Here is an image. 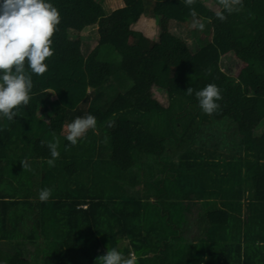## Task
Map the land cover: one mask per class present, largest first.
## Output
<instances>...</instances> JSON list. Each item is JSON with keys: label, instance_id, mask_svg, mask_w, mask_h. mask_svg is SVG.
I'll return each instance as SVG.
<instances>
[{"label": "trees", "instance_id": "obj_1", "mask_svg": "<svg viewBox=\"0 0 264 264\" xmlns=\"http://www.w3.org/2000/svg\"><path fill=\"white\" fill-rule=\"evenodd\" d=\"M46 2L61 17L50 64L37 75L25 60L31 99L0 119V264H99L107 247L137 264H264L251 233L233 247L240 226L225 204L241 203V169L259 168L251 209L264 219V0H243L224 21L218 0H196L202 32L184 0ZM181 39L195 43V65L154 60ZM230 54L237 82L221 69ZM210 83L223 99L208 115L185 91ZM85 114L96 128L70 146L64 125ZM53 134L60 155L50 167ZM225 163L236 193L206 182ZM44 188L53 191L41 202ZM225 230L230 244L215 246Z\"/></svg>", "mask_w": 264, "mask_h": 264}, {"label": "clouds", "instance_id": "obj_2", "mask_svg": "<svg viewBox=\"0 0 264 264\" xmlns=\"http://www.w3.org/2000/svg\"><path fill=\"white\" fill-rule=\"evenodd\" d=\"M190 9L192 22L190 27L204 31V18L198 16L192 6L196 0H184ZM223 11H217L216 16L221 21L227 17L224 12L231 14L243 7V0H218ZM59 11L46 0H0V119L12 121L18 115L20 105H27L31 99L33 88L31 73L43 75L47 71L44 63L46 58L53 55L52 36L56 26L60 23ZM210 22V21H209ZM210 74V69L208 70ZM189 96L195 92L201 110L208 115L220 109L218 101L222 100L219 87L213 83L207 84L200 90L189 86L185 91ZM96 117L85 114L76 117L72 122L64 125L65 138L70 146L77 145L78 141L86 137L89 130H95ZM54 136L53 142H47L50 156L47 163L55 167V160L59 158V139ZM45 142H41L42 146ZM67 147V146H66ZM24 169L29 164L21 162ZM52 188H44L39 192V200L46 202L52 195ZM135 253L124 255L118 248L107 247L105 254L97 257L99 264H137Z\"/></svg>", "mask_w": 264, "mask_h": 264}, {"label": "rangeland", "instance_id": "obj_3", "mask_svg": "<svg viewBox=\"0 0 264 264\" xmlns=\"http://www.w3.org/2000/svg\"><path fill=\"white\" fill-rule=\"evenodd\" d=\"M215 10V8H214ZM152 23H146V25L144 24V28L146 27H151ZM95 32L96 29H93L91 31V33H89L88 39H92L95 37ZM231 45L234 44V41L231 40L229 42ZM196 48L195 43L192 40L189 39H181L178 41L177 44H175L174 46H158L156 48V50L153 53V58L155 61H162V62H166L169 65H179V64H184V65H195L196 62L193 58V53L194 50ZM50 59L49 57L46 58V60L44 61V63L48 66L50 64ZM239 68V63L236 60V58L234 57V54H230L227 55L225 57H223L222 61H221V69L223 70V72L226 75V80L229 82H237L236 81V72L237 69ZM103 71V70H102ZM104 74L106 73V70L103 71ZM259 170V168H258ZM258 170L255 168H250V166L241 169L242 171V176L245 178L246 182H244V180H242L243 187H242V199H241V203H237V201L235 200H230L225 202L226 206L228 207V210L231 212V214L237 218V225L236 227H239V229H235L234 232L236 233L237 236V242L233 244V247H235L237 245V243L240 241L241 238V243H245L247 238L246 236L248 235V233H251L253 242H256L255 245L252 246L249 245V251L251 253H254L256 255L255 252H259L261 248V246L264 248V245H262V238L264 237V219L257 214L256 212H254V210H252L251 206H252V195H253V188L251 186V179L254 175H256L258 173ZM261 170H264V166L261 168ZM207 176L209 177L208 180H206V182L208 183L209 186H212L213 184L220 186L223 190H229L231 192H235V190H237V186L235 184L236 178H235V173L232 174V166L231 164H223L220 167H217L216 171H210L207 169ZM239 180V179H237ZM220 181V184H219ZM240 181V180H239ZM216 194H214L213 192H210L206 195V197H215ZM211 199V198H210ZM236 231H241L243 236H239V234H237ZM240 233V232H239ZM224 237V239H219V240H215L216 242H213L215 246H219V245H223L221 244L223 241L228 242V244H230L229 240L231 239V237L228 235V231L225 230L222 233ZM226 238V239H225ZM256 244H258V246L260 247H256ZM222 248V247H219ZM264 250V249H261ZM254 251V252H253ZM257 256V255H256ZM234 260L238 259V255L236 254V252H234ZM258 261L260 260V257L258 255ZM215 264H217V262H215Z\"/></svg>", "mask_w": 264, "mask_h": 264}]
</instances>
